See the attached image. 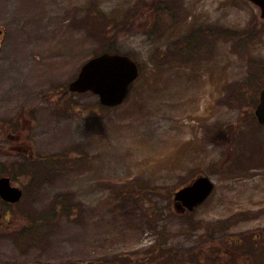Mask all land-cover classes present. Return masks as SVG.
<instances>
[{
  "label": "rangeland",
  "instance_id": "rangeland-1",
  "mask_svg": "<svg viewBox=\"0 0 264 264\" xmlns=\"http://www.w3.org/2000/svg\"><path fill=\"white\" fill-rule=\"evenodd\" d=\"M136 1L0 0V174L24 189L19 204L0 203V264H175L170 249H200L203 259L220 257L215 264H264V242L258 258L246 252L250 235L264 240V154L251 155L264 144L253 116L264 25L244 44L213 34L245 30L259 11L243 0H177L171 29L145 15L136 33L102 36L101 18L121 17ZM195 27L214 31L183 63L177 46ZM112 44L142 67L127 101L107 110L92 94L63 96ZM235 82L244 92L228 90ZM224 129L229 137L216 136ZM199 174L215 191L192 214L195 226L174 193ZM55 211L44 234H25Z\"/></svg>",
  "mask_w": 264,
  "mask_h": 264
},
{
  "label": "trees",
  "instance_id": "trees-1",
  "mask_svg": "<svg viewBox=\"0 0 264 264\" xmlns=\"http://www.w3.org/2000/svg\"><path fill=\"white\" fill-rule=\"evenodd\" d=\"M177 6H178L177 0H140L136 2L132 7H130L124 14H122L121 17L112 18V17H107L106 15L102 17L101 19H105L104 27L108 28L106 30L104 27H102V30L103 29L105 30V32L102 33V36H106V34H110L111 36L109 37L111 38V40L116 42L118 38H121L122 36H125L126 34L136 33L137 31L136 30L133 31V29H135L136 26L138 27L139 23L143 21L142 17L145 15L152 17V21L150 23L152 24L154 28L158 27L160 30L170 29V27L175 24L176 11L178 8ZM101 15H104V14H101ZM153 31L155 32V29ZM199 32H201L200 34L202 35L191 37L188 40V42H185L182 45H179L177 47V53H178L177 58L181 62L187 63V62H190L196 59L195 52L197 53L196 42L198 38L199 39L202 37L211 38L210 33L204 32L203 30H200ZM218 33L221 38L226 39V40H231L235 38L234 35L226 29H222ZM117 49H118V46L116 44L115 45L112 44L110 45V47L107 48V51L114 53V52H117ZM239 89L240 91L244 92L243 87L239 86ZM63 96H66V94L64 93ZM96 107L100 108L98 104L96 105ZM219 129H221V127H219ZM223 134H226V137L230 136V133H227V130L225 131L219 130L216 133V136H222ZM211 140L214 142V139L210 137V141ZM217 140L220 141V139H217ZM222 140L223 138H221V141ZM226 141L227 140L225 139V142ZM262 154H264V144L261 145V147L255 152V154L254 153L251 154L252 159L258 160V158ZM238 164L239 163H236V164L234 163L233 166H237ZM249 164L250 162H244L242 165L245 167H249ZM48 165L50 167V163H48ZM53 165L54 164H52V168H53ZM192 214L193 213L185 214L183 216V219L185 221H188L190 224L197 226L198 223L200 222L195 221ZM56 215H57V211H55L54 213H50L48 215L49 219H44L41 221L34 219V222H32L31 227L26 229L25 234L28 236L35 235V236L40 237L42 234L45 233L44 228L46 227V225L51 223L53 221L52 220L53 216H56ZM243 215L250 216L249 213H246V214L243 213ZM243 218L248 219L249 217H243ZM228 223H230V220L228 221ZM212 224L214 225L210 224L208 226L209 230L221 231L222 229L221 232H223L227 230L228 228V225H220L216 223H212ZM193 228H197V227H193ZM247 242L248 243H247L246 252L250 254L253 253L252 255L255 257V259L258 258L256 253H258L259 249L261 250V246L259 245L260 244L262 245V243L264 242L263 237H260L259 235H255V236L250 235ZM213 244H214V241H213ZM238 248L240 249L241 247H238ZM192 251L195 254L189 253L190 252L189 250H186L183 252H177L175 250L170 249L168 252L165 253V256L169 258L168 262L170 263L175 262V264H215L216 261H220L218 259L220 257L215 256V254H214L213 260L208 259L211 257L209 255H208L209 256L208 258L204 257L203 259V256L208 253H205V252L200 253V249L198 250L192 249ZM185 252H188L190 255H187Z\"/></svg>",
  "mask_w": 264,
  "mask_h": 264
},
{
  "label": "water",
  "instance_id": "water-1",
  "mask_svg": "<svg viewBox=\"0 0 264 264\" xmlns=\"http://www.w3.org/2000/svg\"><path fill=\"white\" fill-rule=\"evenodd\" d=\"M261 8L264 18V0H251ZM2 31H0V36ZM139 76L137 64L127 56L104 53L88 61L74 82L69 85L71 92L85 93L88 91L98 95L104 106H119L125 100L130 84ZM260 104L256 109V117L264 124V90ZM214 189L209 177L200 176L190 185L175 193L176 206L193 211L202 204ZM23 195L22 189L12 186L8 177L0 178V197L9 203H17Z\"/></svg>",
  "mask_w": 264,
  "mask_h": 264
}]
</instances>
